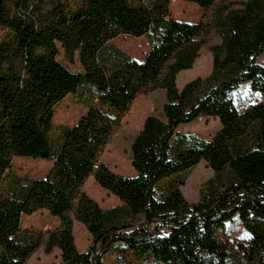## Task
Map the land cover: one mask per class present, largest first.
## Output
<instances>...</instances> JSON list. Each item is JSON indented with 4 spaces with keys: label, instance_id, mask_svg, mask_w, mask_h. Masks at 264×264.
Segmentation results:
<instances>
[{
    "label": "trees",
    "instance_id": "1",
    "mask_svg": "<svg viewBox=\"0 0 264 264\" xmlns=\"http://www.w3.org/2000/svg\"><path fill=\"white\" fill-rule=\"evenodd\" d=\"M173 0H0V264H25L43 234L23 216L45 211L59 227L43 244L51 264H102L115 245L144 247L161 264H229L216 234L233 218L248 235L246 264L264 258V102L240 111L234 95L247 84L264 98V0H181L207 15L196 24L171 18ZM180 1V0H179ZM211 69L176 88L208 38ZM144 37L141 61L109 42ZM59 49L70 72L56 61ZM87 88L91 102L74 126H53L55 107ZM165 94L162 116L150 115L130 146L134 176L100 163L101 154L140 94ZM200 116L219 121L210 141L179 133ZM15 157L50 163L46 176L12 173ZM204 162L213 176L195 204L172 176ZM92 178L119 205L104 210L83 191ZM91 182V181H90ZM91 237L74 246L73 223Z\"/></svg>",
    "mask_w": 264,
    "mask_h": 264
},
{
    "label": "rangeland",
    "instance_id": "2",
    "mask_svg": "<svg viewBox=\"0 0 264 264\" xmlns=\"http://www.w3.org/2000/svg\"><path fill=\"white\" fill-rule=\"evenodd\" d=\"M171 18L176 21H183L196 24L207 13L201 10L197 5L189 4L179 0H173L169 7ZM5 31L0 28V39L5 36ZM218 41L216 35L212 32L208 38L207 45L202 47L199 57L190 70H183L177 75L176 88L181 90L183 85L198 77L208 76L211 69L209 48ZM109 45L121 49L133 60L141 61L149 51L147 40L144 37L132 38L123 36L112 40ZM56 61L62 64L70 72H81L80 65L74 60V64H68L63 58V52L59 49V55ZM258 64L264 65V53L259 55ZM87 88H81L75 95H69L63 99L56 107L53 116V126H74L76 121L86 113L91 99ZM235 104L240 111L256 103L264 102V98L257 93H253L247 84L242 85L234 95ZM165 103V94L161 91L147 92L140 94L132 102L129 110L123 115L120 127L112 135L110 142L107 144L101 154L100 163L107 169L112 170L120 176H134L135 173L130 166V146L134 137L138 134L143 126L144 120L150 115L162 116V106ZM220 129L219 121L211 118L200 116L193 123L184 124L179 127V133H191L197 138L210 141L215 133ZM50 168L49 162L39 159H26L15 157L12 161V173L29 179H39L46 176ZM213 176L212 171L206 167L204 162L193 167V169L172 176L169 180L161 183L158 190L162 191L165 187L175 185L183 199L190 204L197 203L200 198V192L206 189V182ZM91 181V182H90ZM83 191L87 196L96 201L100 208L107 210L119 205V202L110 194L102 190L97 184L89 178L84 184ZM21 224L24 229L43 234L41 242L35 248L36 250L26 261L25 264H51L60 261V251L53 248V251L46 255L43 244L47 237L48 231L59 227V220L49 215L45 211H37L31 216L21 218ZM72 233L74 246L77 250L88 251L91 245V237L85 231L81 224L73 223ZM217 239L225 245L228 252L229 264H246L242 259V254L246 247L248 235L238 218H233L231 222L226 223L216 234ZM102 264H161L152 260L149 250L141 247L131 249L124 245H115L109 253L104 255L101 260ZM253 264H264V258H260Z\"/></svg>",
    "mask_w": 264,
    "mask_h": 264
}]
</instances>
